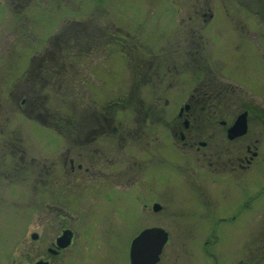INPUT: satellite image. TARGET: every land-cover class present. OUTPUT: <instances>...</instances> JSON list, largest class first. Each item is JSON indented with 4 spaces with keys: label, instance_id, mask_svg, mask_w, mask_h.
<instances>
[{
    "label": "rangeland",
    "instance_id": "1",
    "mask_svg": "<svg viewBox=\"0 0 264 264\" xmlns=\"http://www.w3.org/2000/svg\"><path fill=\"white\" fill-rule=\"evenodd\" d=\"M249 1L235 2L228 15L218 8L214 20L204 25L203 18L200 23L191 19V12L205 0H0V140L24 137L26 163L18 168L31 169L30 182L39 188L37 210L47 201L77 216L81 195L76 177L62 172L69 167L61 163L78 151L67 154V148L83 144L79 141L88 130L87 135L98 130L96 118L101 126L105 117L113 124L92 134L89 145L116 148L118 142H129L130 162H141L145 172L144 195L126 192L119 160L114 170L121 188L111 190V202L85 193L83 204L96 210L90 222L108 233L95 234L89 227L87 245L82 248L81 240V248H73L74 264H92L101 257L130 264L133 238L153 226L171 235L159 264H214L209 255L205 259L207 239L220 262L264 264V44L254 39L256 15ZM42 58L47 69H36L44 64ZM20 75H25V95L23 88L17 90ZM201 101L205 131L201 118L191 120L192 134L201 142L223 132L221 121L231 125L244 109L252 111L248 135L261 139L258 157L236 179L229 168L218 172L208 166L210 159L203 158L208 149L197 142L184 147L174 139L181 107ZM67 118L84 130L68 131ZM6 153L0 147V264H33V248L42 244L30 238L31 221L25 228L21 221L22 213H30V182L25 170L15 181L1 176L14 166ZM44 165L51 172V195L41 184ZM141 199L147 209L139 205ZM155 202L161 210H154ZM102 205L113 211L106 227L99 218ZM52 221L41 228L49 232L46 238L55 231ZM82 222H75L77 228ZM23 228L29 238L24 241L26 262H20L18 251Z\"/></svg>",
    "mask_w": 264,
    "mask_h": 264
},
{
    "label": "flooded vegetation",
    "instance_id": "2",
    "mask_svg": "<svg viewBox=\"0 0 264 264\" xmlns=\"http://www.w3.org/2000/svg\"><path fill=\"white\" fill-rule=\"evenodd\" d=\"M214 0H205L204 4H201L200 8L196 7L195 13L191 12V19L195 17V20L200 23L201 19L203 18L204 25H208L209 22L211 23L217 13L218 8L221 9V13L225 12L227 15L230 11L229 7L236 6L235 2H239V0H234V2H224L222 0V3H213ZM251 2V0L248 3ZM241 5H244L245 2L242 4V1H240ZM253 4V12L256 16H253V18L257 21H255L254 28V39L259 41L260 46L264 44V0H252ZM240 21V18L239 20ZM241 21H243L241 19ZM263 22V23H262ZM197 25V23H195ZM204 27V26H203ZM241 28H245V24L243 23ZM192 29H195L192 27ZM23 75H20V78L17 80L18 82V90L23 88L22 95H25L24 93V86L23 84H20L22 81ZM12 93L15 95V93L12 91ZM21 108L23 106L25 107L27 105L26 98L23 97L21 99ZM26 108V107H25ZM206 105L203 104V102H199L196 104H185L184 107H181L180 112L178 114V123L176 126L172 128V134L174 136V139L178 138L184 143V147L192 148L194 143L200 144L201 148H206L208 150L203 152V158H209L210 161L208 162V166L211 167L214 170L219 171H227L228 168L230 172L234 173V179H236L240 174L241 171H247L251 168V166L255 163V160L258 157V144L261 142L260 138H253L252 136H249V130L243 137H238L231 139L228 136V129L229 125H227V122L225 120L220 122L221 126H224L225 129L221 133L214 132L213 134H210L208 139H203L202 142L192 134V123L191 120L198 121L199 118H201V127H204V119H202L203 111L205 110ZM24 109V108H23ZM26 111V110H23ZM247 111L248 116V125L250 124V118H251V110L250 109H244L242 112ZM22 112V109H21ZM241 112V113H242ZM255 117V115L253 114ZM257 116V115H256ZM188 118V119H186ZM237 119V118H236ZM235 119V120H236ZM100 122L98 130L93 131H99L103 133V130L107 128V130L111 127L113 122L109 121L107 117L104 118V121H107L105 126H101L103 123L100 121L99 118H96V121ZM186 121H188V125H186ZM200 121V120H199ZM1 126V122H0ZM250 129V125H249ZM186 130V132H185ZM89 131V130H88ZM87 131V133H88ZM114 132H117L116 130H113ZM95 132H90L91 134L87 133L83 137V141H79L80 143H83L81 145H76L73 148H67V154H72L73 150L75 151L73 158L69 159L68 162V156L65 158V162L61 163V165L65 168L66 166L69 167L68 171L65 168V170H62V172H67L69 175H74L76 177L75 179V186H78L80 195L78 196L79 199V209H77V216L72 215L69 208L65 207L63 205L61 206H53L51 202H44V205L41 207V211L39 212L37 209V202L35 199L37 189L39 190L38 186L33 181L30 182V180L34 179L32 178L31 169L28 167L24 168H18L19 164L23 165L26 163V157H25V150L24 146H22L23 143L21 141H24V137L17 138L16 136H10L9 140L1 139L0 140V147H2V150H9V153H6L4 155H7L12 159L14 162V166L11 167V169L3 171L2 175L4 178L11 179L15 181L18 179V176H22L23 170L26 171L27 176L24 177V179L27 181V183L30 182L28 190H30L29 193V203H28V210L30 213L27 215L26 213L21 214V221L24 222V228L26 226V223L31 221L32 223V230L30 233V238L34 242H41V246H37L33 248V251L35 252L36 259L33 262V264H41L47 263V264H74V251L73 248H82L87 245V242H85L87 239V230L89 227H94L96 229L95 234H98L100 231L104 232L107 231V229H100L96 228V226L93 225V221L90 222V219L92 217H95L96 210L90 208L92 205H86L84 202V196L85 193L89 191L92 192V195L99 196L104 198L105 202L108 203L111 202L112 198H114L115 195L111 194L113 190L116 191V188L118 184L116 183L117 179L119 178L115 174L114 166L116 161H121L123 164V167L120 171V173H123L124 175V186L129 189V191L126 192H133V193H139L144 195V191L146 190L147 183H146V176L145 172L142 171L143 165L141 162H138L137 160H134V162H130V155L126 150L128 149L127 145L129 142H118L115 147L113 148V144H109L107 146L102 145H89L88 141H93L89 139L92 134L94 135ZM106 132V131H104ZM248 135V136H247ZM81 136V135H80ZM123 137V136H122ZM80 140H82V137H78ZM243 140V142L241 141ZM78 140V139H77ZM245 141V142H244ZM243 147H242V146ZM117 152V155L114 154L113 151ZM119 151V152H118ZM247 152V153H246ZM262 152V151H261ZM246 153V154H245ZM2 154V153H1ZM133 156V154H131ZM256 165V164H255ZM54 175V174H53ZM121 175V174H118ZM30 176V177H28ZM41 178V184L43 188V192L46 194L51 195V172L47 169V166H43L41 172H40ZM12 181V182H13ZM59 183H61L59 181ZM64 185H66V179L64 181ZM62 184V183H61ZM30 186L32 190L30 189ZM61 189L64 187L61 185ZM66 188V187H65ZM121 188V187H119ZM117 188V189H119ZM133 188V191H132ZM36 190V191H35ZM112 190V191H111ZM206 190V189H205ZM67 189L65 190V192ZM118 191V190H117ZM115 194V193H114ZM91 195V194H90ZM138 197V195H137ZM205 198H208L206 196ZM138 200V199H137ZM138 202V201H137ZM102 203V204H106ZM141 203V204H140ZM158 203V202H155ZM155 203L154 206H155ZM139 205H143L146 209L149 207L148 204L141 199L139 202ZM101 213L99 218H101V222L103 223V226L106 227L111 222L110 214H113L112 208L110 206L102 205ZM99 208V207H98ZM154 208V207H153ZM104 213V215H103ZM51 221V224L54 226L55 231L52 234V236H47L49 233L47 230V233L45 235V230L41 229L42 227L47 225L45 224L46 221ZM72 221L78 222L83 221L82 225L77 228V224L75 222L72 223ZM99 219L97 220V222ZM110 222V223H108ZM80 223V222H79ZM100 225V224H98ZM23 230L21 231V236L19 239V260L20 262H26V253H25V239L28 238V235L26 236L25 232ZM70 232V243L67 244L65 240L60 239L65 235V233ZM108 233V231H107ZM45 235V237H44ZM170 235V234H169ZM103 236V235H102ZM101 236V237H102ZM100 237V238H101ZM136 238V236L134 237ZM133 238V239H134ZM171 238V235H170ZM29 239V238H28ZM82 241V245L79 247L78 243ZM100 240V239H99ZM133 241V240H132ZM170 240L167 244H169ZM210 239H207V241H204V249L206 250L205 259H208L209 256L211 258H214V264H226L225 262L218 261V256L215 254V252L209 251L208 243H210ZM132 244V243H131ZM131 247V245H130ZM209 247V248H208ZM131 250V248H130ZM164 253V251H163ZM161 254V256L163 255ZM209 255V256H208ZM160 256V257H161ZM208 256V258H207ZM217 256V257H216ZM109 257V256H108ZM104 258V257H101ZM101 258L98 260H94L92 264H98L102 261L101 264H118L117 261H114V259H106L101 260ZM129 263H131L130 258V252H129ZM161 260L157 263L159 264L162 261ZM101 260V261H100ZM97 261V262H96ZM241 264H248L249 262L246 261V259H243L240 261ZM76 264V263H75Z\"/></svg>",
    "mask_w": 264,
    "mask_h": 264
},
{
    "label": "water",
    "instance_id": "3",
    "mask_svg": "<svg viewBox=\"0 0 264 264\" xmlns=\"http://www.w3.org/2000/svg\"><path fill=\"white\" fill-rule=\"evenodd\" d=\"M248 112L244 111L237 117L234 123L228 129V136L234 138L243 137L249 130ZM186 121V125H188ZM160 204H155L154 210H161ZM60 239L70 243V232L65 233ZM170 239L169 232L162 227L153 226L152 228H145L132 241L130 258L132 264H157L161 260V254L165 249V245ZM41 264H47L42 263Z\"/></svg>",
    "mask_w": 264,
    "mask_h": 264
},
{
    "label": "trees",
    "instance_id": "4",
    "mask_svg": "<svg viewBox=\"0 0 264 264\" xmlns=\"http://www.w3.org/2000/svg\"><path fill=\"white\" fill-rule=\"evenodd\" d=\"M63 46H65V45H63ZM64 48V47H63ZM46 54V53H45ZM41 60H44V58H42ZM45 60H44V64H42L41 66H39L38 68H36V69H39V68H44V69H47L46 68V64H45ZM40 75V72L38 73V74H35L34 73V77H38ZM39 78V77H38ZM20 84H23V86L26 88V82H25V75L22 77V81H21V83ZM221 89H223V88H221ZM17 90H18V86H17ZM35 91V90H34ZM36 92V91H35ZM27 97V96H26ZM37 98H36V96H35V100H36ZM32 100H33V98L32 97H29L28 98V103H31L32 102ZM26 102H27V99H26ZM42 117V118H41ZM43 117H44V115L42 114V113H40L39 112V114H38V118H41L42 120H44L43 119ZM53 117L54 118H56L57 116H55V114H53ZM46 120V119H45ZM74 118H67L66 120H65V124H66V126H68V127H65L68 131H70L71 132V128H73V130H74V128L75 129H78L79 131H81V130H84L83 128H82V126L79 124V123H77V125H76V120H75V122H74ZM51 123H53V125L54 126H56V128H57V130H58V132H59V134H61V135H64L65 136V134H67V133H65L64 132V128L62 129V127L59 125L60 123L58 122V121H56V120H54V121H52ZM64 125V124H63ZM62 125V126H63ZM69 126H71V127H69ZM77 127H79V128H77ZM68 131H66V132H68ZM67 136V135H66ZM68 138H71V136L69 137L68 136ZM74 140V139H73Z\"/></svg>",
    "mask_w": 264,
    "mask_h": 264
}]
</instances>
